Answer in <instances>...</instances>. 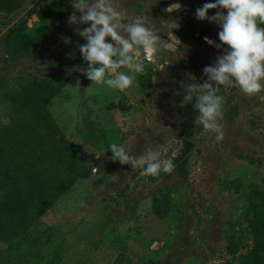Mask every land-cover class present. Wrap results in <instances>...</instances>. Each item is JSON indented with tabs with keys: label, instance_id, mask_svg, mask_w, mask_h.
Returning <instances> with one entry per match:
<instances>
[{
	"label": "rangeland",
	"instance_id": "374dc122",
	"mask_svg": "<svg viewBox=\"0 0 264 264\" xmlns=\"http://www.w3.org/2000/svg\"><path fill=\"white\" fill-rule=\"evenodd\" d=\"M50 1L13 0L15 8L1 15L0 76L63 78L47 108L90 171L15 242L8 264H264L253 220L254 210L264 220V90L249 96L223 87L222 140L194 123V97L182 101L184 86L203 83V68L222 52L203 39L220 43L219 25L195 18L214 0H179L181 10L171 14L163 9L174 0H112L129 20L155 23L170 44L162 19L179 25L172 29L176 47H162L151 61L142 56L144 71L125 91L81 72L87 62L78 45L86 41L67 23L71 0L60 17L46 11ZM6 112L0 104L1 121ZM85 116L103 132L95 144L83 137ZM113 143L136 155L155 151L174 170L142 176V169L111 159Z\"/></svg>",
	"mask_w": 264,
	"mask_h": 264
},
{
	"label": "clouds",
	"instance_id": "9594fccd",
	"mask_svg": "<svg viewBox=\"0 0 264 264\" xmlns=\"http://www.w3.org/2000/svg\"><path fill=\"white\" fill-rule=\"evenodd\" d=\"M71 3L74 11L67 23L77 25L75 33L86 41L78 45L83 60L87 62L86 70L81 72L92 83L125 91L136 83L135 74L144 71L142 56L151 61L162 47L172 48L179 43L172 32L179 25L171 17L166 21L162 19L167 28L165 33L174 41L170 44L162 39L155 23L146 22L143 16L129 20L123 11L117 10L112 0H71ZM181 8L182 5L176 2L163 11L171 14ZM211 9L216 11L208 15ZM195 18L219 25L220 43L207 36L203 39L216 49H222V52L212 65L203 68V76L206 77L203 83H189L186 89L184 86L182 101L189 102L195 97L194 107L199 115L194 123L216 133V139L222 140L219 121L223 119L224 98L217 94L220 87L238 86L249 96L264 90V27L258 26V22L264 24V0L206 2L196 9ZM79 25L87 26L81 29ZM162 41L167 43L162 44ZM65 42H68L67 38ZM165 64L158 67L163 70ZM190 79L195 81L194 77L190 76ZM108 149L112 152L113 161L131 165L132 169H142V176L159 177L161 172L170 174L175 167L171 159H161L159 153L152 150L136 155L130 148L117 143L111 144Z\"/></svg>",
	"mask_w": 264,
	"mask_h": 264
},
{
	"label": "trees",
	"instance_id": "16d2710c",
	"mask_svg": "<svg viewBox=\"0 0 264 264\" xmlns=\"http://www.w3.org/2000/svg\"><path fill=\"white\" fill-rule=\"evenodd\" d=\"M66 7V0H51L46 11L60 17ZM14 8L13 0H0V18ZM62 83L63 78L29 73L0 76V104L7 107L5 120H0V264L9 263L15 242L26 239L58 197L90 171L47 108ZM83 125L84 139L98 142L103 132L96 133L86 116ZM253 220L254 247L264 259V220L257 210Z\"/></svg>",
	"mask_w": 264,
	"mask_h": 264
},
{
	"label": "water",
	"instance_id": "95a60500",
	"mask_svg": "<svg viewBox=\"0 0 264 264\" xmlns=\"http://www.w3.org/2000/svg\"><path fill=\"white\" fill-rule=\"evenodd\" d=\"M176 2H178L179 3V0H174L172 3H176ZM173 36L175 37V40L177 39L176 38V35L173 33ZM172 39V38H171ZM173 41V40H172ZM174 42V41H173Z\"/></svg>",
	"mask_w": 264,
	"mask_h": 264
},
{
	"label": "built area",
	"instance_id": "2783aa9c",
	"mask_svg": "<svg viewBox=\"0 0 264 264\" xmlns=\"http://www.w3.org/2000/svg\"><path fill=\"white\" fill-rule=\"evenodd\" d=\"M145 60H148L147 58L143 57Z\"/></svg>",
	"mask_w": 264,
	"mask_h": 264
}]
</instances>
